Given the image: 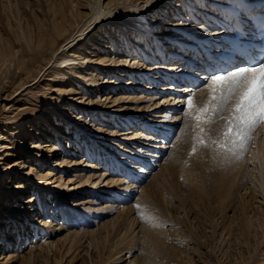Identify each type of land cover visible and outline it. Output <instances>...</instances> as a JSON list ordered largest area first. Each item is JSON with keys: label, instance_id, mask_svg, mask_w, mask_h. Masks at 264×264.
I'll return each mask as SVG.
<instances>
[{"label": "bare ground", "instance_id": "obj_1", "mask_svg": "<svg viewBox=\"0 0 264 264\" xmlns=\"http://www.w3.org/2000/svg\"><path fill=\"white\" fill-rule=\"evenodd\" d=\"M13 1H15V5ZM207 2H209V0ZM237 2L238 0H216L214 3H216L218 7H215L214 9L218 8L221 12L220 14H226L230 11V9L236 10L235 5H237ZM198 3H204V0H110L108 2H105V0H0V6L3 5L4 9L8 11V17H12L14 19V24L11 27L15 29L12 31V40H7V42L0 40V62L6 64V62H8L6 58L8 56H11V58L13 57L4 67V78L6 79L8 78V75L10 76L18 73H20L23 77V80L18 82L16 89L12 90V92L8 93L6 97L2 98L3 101L8 102L4 105L0 104V180L3 178L0 181V192L6 196V198L7 196H12L11 198L14 199L12 201L13 204L21 203L22 205V210L19 208L14 210L12 208L10 209L3 202H0V215L2 214L5 218H10L9 215L13 216L10 219L17 227L12 231V234L15 233L13 236L15 238V242L13 243L12 238H8L10 235L5 229L6 225L3 221L0 222V249L3 248L1 251H5L7 249L6 245L10 246L11 244L14 245L15 249L12 252H6L5 255H1L0 264H15L18 261H21V259H27L28 256L23 254L24 251L21 248L20 242L21 240L26 242L31 225L37 229L35 232L36 235H39V230H44L46 235L52 232V230L47 229L45 225L38 224V220L34 221L37 216V212L42 213L44 211V207L48 206V203L50 202L48 200H50L51 196H55V200L59 202L61 207L59 208L57 205L56 206L57 209L62 212L63 216H67L69 218L70 215L78 213L77 216L72 219L73 222L87 220L88 217H90L89 220H92L93 218L91 216L94 213V218L97 219L103 216H108L111 213L112 206L108 207V205H106V207L104 206L105 208H95L93 207L94 200L91 198L95 197L93 193L102 195L110 201L114 200V198H118L117 191L119 190L120 192H123L124 190V188L122 189L118 186L121 183L120 179L114 180L112 178L111 180L105 182L102 186L100 182L104 179V177L112 174L116 177H121L120 173L117 172V175L116 172L113 173L114 171H112V168H109L111 170V174L106 173L107 169H105V171L94 177L89 173H85V166H96L83 164L85 160L79 161V159L84 156H88V158L93 159L94 154H96V149L102 147L104 150L103 153L108 151V156L115 157L113 153H110L108 147L99 144H89L86 140L82 146L83 150L81 149L84 156L80 158L78 155L81 152L79 153L76 151L77 148L75 150L73 149L74 147L71 149L68 147L69 145L66 146L65 149L67 152L65 156L61 157V162H58L57 159L54 163L56 166L61 167L72 163L70 165V169H72L71 173H73V177L68 180L62 179L61 177L57 178L56 174L58 173V170L55 168H51L49 166L50 168L47 171L39 172L37 167L41 168L43 165L45 166L43 162L48 161V157L57 155L56 153L61 151L58 147H60L59 144L63 145L65 140L62 139L63 136H68L70 138V135L67 134V132H64L61 126H59L62 123L60 118L63 116V119H65V116L67 115L70 122L72 124H76L79 130L91 129L92 131H87L90 133L93 132V135L110 133L112 136H115V131H109L107 133L105 132L106 130L102 131L97 129L95 124L89 125L90 123L87 121L88 119L79 120L72 112H69V110L73 107L81 109V106L85 107V105H87L80 99L81 97H84V95H82L83 93L79 92V88H81L82 84L84 82H90V84L94 85L95 83L94 80L87 79L85 74L82 73V75H79V69L87 67L90 64H94V66L100 65L99 67H104L100 69L102 72H109L111 71V67L113 68L114 66H119L117 69H121L119 63L122 64L123 67L129 66L128 55V57L122 59L119 63L114 59L112 61L107 60L106 56H96L98 53L106 55V53L115 51V49L118 48V44L115 40L118 38L119 40H122L121 44L127 47L125 51L128 52L131 51V49L128 50V48H130V44L134 46L137 43L134 39L137 41L146 39V49L143 50L146 51V63H148V61L150 63H154V67L151 68L153 70L156 68L158 70L162 68L167 71V67H159L160 65H156V52H164L165 47L168 48L167 45L169 43H171L173 47L168 49H175V43H178L180 49L188 50L187 42L192 40L191 38H187L188 34L190 33L200 37L203 35L198 34V30H192L197 26H195V28L183 27L182 32L173 31L172 33L167 31L164 29V26L169 28L168 30H172L174 27V22L171 20L169 23L166 22L165 24H162V28L158 29V23L162 21L161 18L159 19L161 15L160 13L164 11L165 17L171 19V16L175 17L178 15L179 10L181 11L184 9L186 11V7L188 6L189 9L187 11L191 13L193 17H196L198 15L195 13L202 10L200 9L201 5H198ZM84 4L87 6L86 9L88 11L86 12L82 11ZM22 5L26 7H30V5L35 6L33 9L30 8L32 12L31 15H29L30 13L28 12L29 14L22 17ZM26 16H28V18ZM208 16H216V14L210 10L208 12ZM219 16L220 15L217 17ZM110 18L112 21L108 22L107 25L109 26H104L106 25L105 22ZM218 20L219 18H217V20L209 18L208 21H210L211 25H215ZM212 22L214 23L212 24ZM176 25L178 26L181 24ZM151 26L154 28L153 30H151ZM116 30L118 32H116ZM178 33H180V35H178ZM150 34H153L154 37L160 36L159 38H162L161 41L156 39L155 42L151 43L150 38L148 37ZM163 35L175 37V40L168 37V41H165L166 39ZM158 41H160V43H158ZM1 42L3 43L1 44ZM188 44L195 47L199 44L205 45L207 43L197 40ZM113 45H115V47H113ZM104 49L106 50L103 51ZM101 50L103 52H100ZM117 50L120 51L121 49ZM123 55L125 56V54ZM153 55L154 60H152ZM14 59H17V62L13 65L12 61ZM27 59L37 60L36 62L31 60V63H38L33 69L34 71L29 69V64L31 65V63H28ZM160 60L161 59L159 58V61ZM134 67H139V69L142 68L146 72H149L147 71L148 68H146L144 64L142 65L140 63H136L133 64L132 68ZM84 70H86V73H90L91 71L89 68H84ZM122 72H124V68L117 70L118 76L125 78L126 73L123 74ZM155 75L156 74H153L151 76L152 78L150 81L157 82L155 79L158 77L154 79ZM45 76H48V80L53 81V87H51V89L54 90V93H56V97H53L52 95L50 98L45 99L44 102L37 101V96L32 99L30 98L31 101L34 100L39 103L42 108H24L23 111L18 110L16 112L20 106H18L17 109H15V106L19 103V97L23 95L22 93H25L29 87L38 84L43 78H45ZM165 76H168L169 78L170 74L166 72ZM159 79L161 80V78ZM121 80L122 81L120 82H125V80ZM205 80L208 83L210 78L205 77ZM102 83H104V81H102ZM110 83L112 82H105L106 85ZM125 83L128 86L133 85L134 82L129 83L127 80ZM93 85H91V87H94ZM202 88L205 87L203 86ZM188 89L191 90L190 96L192 94L194 96L197 93L202 92L200 89H191L189 87L177 89V91L182 94V97H180L179 100H177V97H173V102L174 99H176L174 107H179L181 103L185 105L184 107L187 106L186 98L188 94L186 93V90ZM204 90L205 91H203L198 99L194 98V103L197 107H203L208 98L207 89ZM142 100L143 98H132V96L129 97L121 95L116 96L115 99L108 102H112L113 105L117 107L114 111H112L114 113L113 115H117L118 118L123 121L122 123H124V125L133 127L134 120L131 117H126V114L134 112L131 111L133 109L135 112H142L151 107H148L147 105L145 106L144 104L143 106L140 105V103H143ZM26 103L28 104V102ZM26 103H22V105H25ZM132 106H134V108ZM154 107L156 108L158 106ZM181 107L182 105L180 108ZM15 112L16 115L14 117H8V114ZM120 114H122V116H120ZM224 115L225 117H228L230 114L225 113ZM42 118L46 119V121L43 122ZM115 118L116 117H114V120ZM10 122H14V124L11 125L9 124ZM2 124H5L7 127H3ZM63 124H65V121ZM185 124H192V130L196 131L194 128V122L191 119L190 123L187 122ZM17 125L18 127L14 128ZM44 125H46V129L42 130ZM158 125H160L161 128L164 127L163 129H165V126H169L170 124L167 125V123H159ZM142 126H145L147 131H149L146 125ZM203 127L205 129L204 132L202 134H198L203 136L205 139H207L210 135L211 141L209 142L203 141V143L200 142L199 144L196 140V134L191 136L190 130H186L185 128L183 129V134L181 135L184 142L183 147L189 149L195 148L198 152L196 158L199 160H193V162H195L192 169L191 165L190 167H186V172L188 173L187 179L190 182L186 189L183 190L176 184H171L172 182L170 183L172 185H170L172 187V192L175 191L174 196L178 199V201L174 205L171 204L168 210V215L165 217L164 222L169 223L170 225L168 234L173 235L177 231L178 237L187 238L192 236L194 240H198L197 242H199L201 237H206L208 240L207 243L209 242V245H211L215 250H222V246H224V244L228 249L229 246H231V241L237 239L236 242H239L240 246H244V250L240 251L239 259L244 258L246 264H264V258H258L259 261L256 259L257 254H261V245L264 246V204H261V202L258 201V196L255 195L258 192V194L260 193V196L262 195V197H264V188L262 186V183L264 182V138H255V143L252 142L255 145L252 149L254 157H250L249 154L245 153L242 149L251 143L249 138L252 137L251 132L253 131L254 126L244 130L245 140L243 144H241V138L234 134L236 131L235 129H233L232 135H225L228 128L227 119L203 125ZM146 128L144 131H146ZM260 130L262 131V129ZM122 132L123 133H118V135H125V137L122 138L124 140L137 139L139 134L138 130H133L132 128H128ZM44 135L46 138L52 139L50 140L51 143H46L48 145L36 143L34 145L36 151L31 150L32 146H29V144L26 143V136L27 138L41 139ZM153 136L157 137L154 133ZM174 137L175 135H173V140ZM221 142H223L221 147H226L224 151L222 148L217 147V145ZM111 143L119 147V145L115 142H110V144ZM154 143L155 146L159 145L157 141ZM162 143L169 145L167 142L162 141ZM154 150V152H149L150 157L159 154L156 149ZM24 154H26V156H30V160L33 161L31 169L28 172L25 171V167L27 166L25 165V160L19 161V155ZM72 154H75V156L71 157ZM172 156L174 158L173 168L175 171L178 165L179 168H184L186 166L185 164L182 165L181 160H176V155ZM16 158V165L19 171L16 172V176H13L12 169H14V167H12L13 165L11 164V161ZM69 159H71V161H69ZM122 159H125V157H120V160ZM110 161L111 159H108V165ZM186 161L187 160H185V163ZM134 162L135 161L132 160V164ZM115 163L118 164V162ZM251 163L252 165L254 164L255 171L253 169V172L249 175L248 167ZM138 166L139 164L137 166L134 164L132 165L133 168ZM168 168L171 170L170 167ZM117 169L118 168H115L114 170ZM150 169L151 167L148 168V170ZM133 170V175L136 176L139 171L138 169ZM160 174L162 177L165 175L160 172L151 179L150 183L147 184L146 187L141 189L142 193L139 198L138 210L142 213L141 218L143 219V222L139 223L141 226L140 231H136V221H133V223L128 226H123L125 218L121 220V229L109 230L108 225L114 223L113 218L109 219L101 223L97 229L89 231L85 230L88 233H72L69 240L68 251L62 255L59 261L62 262L64 258H69L68 253L71 250L75 253L81 246H85L86 249H88L85 250L86 254L90 257L89 261L87 257L81 258L85 264H112L116 260L124 258L126 254H131L132 248L124 247L125 240L129 239L130 241L128 240V243L132 244L135 239L138 238L140 232L142 233V239L146 244L145 248H143L142 252H139L141 256L135 257L132 255L130 258H127V264H151L152 257H154L153 261L156 260V256H158L159 252L162 250V253L166 256L170 251V247L165 246V248L160 249L161 244H163V236L161 235L163 230L160 227H164V224L161 223V211L156 213L154 210L155 206L151 207V210L146 208L147 206L150 207L153 205V197L155 199L156 193L161 196H164L165 192L171 195L169 191L163 190V179L161 180ZM18 175L19 177H17ZM4 179H8L10 184L13 185L3 186L2 183ZM14 180L17 182L14 183ZM248 181H250L254 186L250 185L248 187L247 185L250 184ZM124 182H128V180L124 178ZM58 183L63 184V186H60ZM104 187L115 188L106 190L103 189ZM133 187L134 186H130L128 189H133ZM47 189L64 191L65 194L51 193L52 191ZM36 190L40 195L44 194L48 197V200L44 201L45 198H42L41 201L32 200L31 195L36 193ZM124 191L125 192H123V194L127 195L128 198L124 197L120 200V202L123 200L125 201V199H129L131 196L130 192L126 189ZM242 191H244V193H242ZM89 193L90 195L88 197H83ZM27 195H29V198H26ZM63 195L74 196L75 201L70 203L71 205L68 206L69 204L65 203L66 200L63 198ZM168 202L170 203L171 199ZM64 203L66 205H64ZM143 206H145V209L141 208ZM198 207L202 210L200 213H202L205 218V220H200L205 226L209 227L206 228L210 229V235H207L205 231H198V227H202L201 222L200 224H197L198 226L196 224L193 226V223H191L189 226L190 228H188V225H183V223L187 224V220L181 218L180 214L184 213V215L189 218V214L194 212V210H197ZM126 209L128 210L129 208L121 209V213H126ZM149 211V219L144 220L146 213ZM131 212V214H134L133 210ZM228 212H230V214H228ZM198 214L196 217H198ZM31 216H35V218L32 219ZM1 219L2 218L0 217V220ZM134 220H136V218ZM187 222L189 224V221ZM179 225L180 227L183 226V228L180 229V227H178ZM64 227L66 226L60 225L61 229ZM122 228H126V230L122 231ZM44 231L42 234H44ZM118 237L120 240L116 244L114 241ZM261 239L263 240L261 241ZM173 241L175 242V240ZM36 242L37 241L34 243L37 244ZM86 242L87 245H85ZM35 246L36 245H34V247ZM43 248L45 249L44 246H41L40 250ZM90 248L92 251L89 250ZM134 248L136 249V247ZM45 251L46 250L38 255H35V258L43 257L46 261H48V249L47 252ZM123 252L127 253L117 257ZM170 254L174 257L172 253ZM251 257L254 259L253 261H251ZM25 264L29 263L26 262Z\"/></svg>", "mask_w": 264, "mask_h": 264}, {"label": "rangeland", "instance_id": "obj_2", "mask_svg": "<svg viewBox=\"0 0 264 264\" xmlns=\"http://www.w3.org/2000/svg\"><path fill=\"white\" fill-rule=\"evenodd\" d=\"M108 1H110V0H105V2H108ZM207 1L208 0H204V3ZM214 2H216V0H212L210 2L211 6H213V8H211V9L218 7V5H216V3H214ZM13 3L15 5V1H13ZM198 5H200V3H198ZM34 7H35L34 5H30V7H26V6L22 5L21 6L22 17H24L26 14H29V13H30L29 15H31V13H32L31 9H33ZM86 7H87L86 4H84L82 7L83 8L82 11H84V12L88 11L86 9ZM216 9H218V8H216ZM178 12H179L178 15H176L175 17L171 16V19H169L168 17H165V13H164V11H162L160 13L161 15L159 17V19L161 18L162 23L159 22L158 26H160V25L163 26L162 24H165L166 22L169 23L172 21V22H174V27L173 28L171 27L172 30H168L169 28H166L164 26V29H166L167 31H170L172 33H173V31H178V30H175L176 28L182 29V30H183V27L190 28V27H192L191 24H194L199 19L198 16L202 13L201 11H197V13H195V14L198 16L193 18V22L188 23V21L186 22L188 15L186 14L185 10L182 9L181 11L179 10ZM213 13H215V12H213ZM28 16H26V17L28 18ZM183 20H185V21H183ZM109 21H112V19L110 18L109 20H107L105 22L106 25H104V26H106V27L109 26V25H107ZM213 23L214 22H212V24ZM13 24H14V19L12 17H10V18L8 17V11H6L4 9L3 5H1L0 6V40H4L5 42H7V40H12V37H13L12 31L15 30L13 27H11ZM176 24H181V25L177 26ZM195 24H197V23H195ZM161 26L158 27V29H161L162 28ZM106 27H103V28H106ZM150 28H151V30L154 29L152 26ZM192 30H194V29H192ZM116 32H118V31L116 30ZM197 32H199L198 34H201L200 33L201 31H197ZM116 34H118V33H116ZM119 34H121V33H119ZM140 37H142V36H140ZM148 37L150 38L151 43L155 42L156 39H158V40L162 39V38H159L160 36L154 37L153 34L148 35ZM163 37L166 39L165 41H168L167 40L168 37L170 39L175 40V37H170L168 35H163ZM134 40L137 43L134 46L129 43L130 48H128V50L131 49V51H129V52L125 51V49H127V47L123 46L121 44L122 40H119L118 38H116L115 42L118 44L117 49H121L120 51L115 49V51L106 53V55H104V54L102 55L101 53H98L96 55V56H99V55L100 56H106L107 60L112 61L114 59V60H117L118 63L122 59H125L126 57L129 56V60H128V64H130L129 66L123 67L122 64L119 63L121 69L124 68V72H122V73L123 74L126 73L125 78L118 76L117 70H121V69H117L119 66H114L113 68L111 67V71H109V72H102V70H100V69H102L104 67H99L100 65L94 66V64H90L87 67H84V68L91 69L90 73H86L85 72L86 70H84V68L79 69V71H78L79 75H82V73H83V74H85V76H87V79L94 80L95 83L93 85V84H90V82H84L82 84L81 88H79L80 89L79 92L83 93L82 95H84V97H81L80 99L84 103H86L87 105H85V107H82L80 105L81 109H79L78 107H73V108H71V110H69V112L70 113L72 112L76 116V118L79 120L88 119L87 121H89V123H90L89 125L95 124L97 129H100L102 131L106 130L105 132H107V133L109 131H115V133H114L115 136H112L110 133L93 135V132L92 133L88 132L89 130L92 131L91 129L79 130L77 128L76 124H72L70 122V119H68L67 115L65 116V119H63L64 118V116H63L60 118L62 123L60 122L61 124L59 126H61V128L63 129L64 132H67V134L70 135V138L68 136L66 137V136L61 135V136H63L62 139H65L63 142V145L59 144L60 147H58V148L61 151H58L56 153L57 155H52L51 157H48L49 156L48 155L47 156L48 161L43 162V164H45V166L43 165V167H41V168L36 166L37 169L39 170V172L47 171L50 167L55 168L58 170L57 171L58 173L56 174L57 178L61 177L62 179L68 180V179H71V177H73L72 176L73 173H71L72 169H70V165L72 163H69L67 166H63V167L56 166L54 163V161L57 159H58V162H61V157L65 156V154L67 152L65 149L66 146L69 145L68 147L71 149L74 147L73 149H75V150L77 148L76 151H78L79 153L81 152L82 146L86 140L88 141L89 144L90 143H92L93 145L99 144V145L108 147V150L110 151V153H113L115 155V157L114 156H108L109 155L108 151L103 153L104 150L102 149L103 148L102 147V148H99L100 150L98 148H97L98 150L96 149V154H94L95 157L93 156V159L88 158V156H84V153L81 152L78 155V157H80V158L83 156L84 157L79 159V161L85 160L83 164H85V165L91 164V165L96 166V167H88L87 165L85 166V173H89L91 176H94V177H96L99 173H102L103 171H105V169H107L106 173L110 174V171H108V168H111L110 165L115 164V166H116L115 168H119L118 173H120L121 177L120 176L116 177L112 174L110 176L104 177V179L101 180L100 184L102 186L105 184V182L111 180L112 178L114 180L120 179L121 183L118 186L120 188H122V189L124 188V190L126 189L128 192H130V194H131L130 198L125 199V201L123 200L124 202L123 201L120 202V200H122L124 197L128 198L127 195L123 194V192H125L124 190H123V192H120L118 190L120 192L119 193L117 191L118 198H116V199L114 198V200H111V201L106 199L102 195H97V194L93 193L95 196V197L92 196L93 198H91L92 200H94L93 201L94 202L93 207L105 208L106 205H108V207L112 206L111 213L108 216H103L99 219L94 218L95 217V213H94L91 216L93 218L92 220H89L90 217H88L87 220H83L80 222H73L72 219H74V217L77 216L78 213L72 214V215H70V213H69V215H70L69 218L67 216H63L62 212L57 209V206L59 208L61 206L59 205V202L57 200H55V196H51L50 200H48V197H46L44 194L40 195L36 190V193L31 195L32 200L41 201L42 198H45L44 201L48 200L50 202L48 203L47 207H44V211L42 213L37 212L36 218H35V216L34 217L31 216V218L32 219L35 218L34 221L38 220V222H37L38 224L45 225L46 228L51 229L52 232L48 233L46 235L44 230H43L44 234H42V232H43L42 230H39V235L38 234L36 235L35 232L37 231V229L31 225L30 230L28 231L26 242H23L22 240L20 242V240H19V242L21 243V248L24 251L23 254L28 256V257L25 260L21 259V261H18L15 264H25L26 262H28L29 264H60V263L66 264V262H67V264H85L81 258L87 257L88 261L90 259V257L86 254L85 250H88V249H86L85 246H81L77 250L78 253L77 252L73 253V251L71 250L68 253L69 258H64V260L62 262L59 261V259L62 257V255L68 251L69 240H70V237L72 236V233H74V232H80V233H84V234L88 233L86 231L97 229L101 225V223H103L109 219H112V218H113L114 223L108 225L109 230L121 229V225H122L121 220L123 218H125L123 226H128L131 223H133V221H136V223H137L135 226L136 231H140L141 226L139 223L143 222V219L141 218L142 213H140L138 210L139 209L138 205H139V200H140L139 198H140L141 193H142L141 189L146 187L147 184L150 183L151 179L155 175L159 174L160 172L165 174V175H163L164 178L160 174L161 180L163 179L162 180V186L164 187L163 190L169 191L171 193V195L167 194L166 192L164 193V196L158 195V193H156L155 199L153 197V205L152 206L149 205L150 207L147 206L146 208L151 210V207L155 206L154 210L156 211V213H159L161 211V223L164 224V227H160L163 230L161 233V235L163 236V238H162L163 244H161L160 249L165 248V246H169L170 251L165 256L164 253H162V251H163L162 250L161 252H159L158 256H156L157 261L156 260L153 261L154 257H152V263L153 264H242V263L246 264L244 258L239 259L240 251L244 250V248H243L244 246L243 245L240 246V243L236 242L237 239L231 241L232 242L231 246H229L228 249H227V246L224 244V246H222V250H220V249L215 250L212 248L211 245H209V242L207 243L208 240L206 239V237H201L199 242H197L198 240H194V238L192 236H189L187 238L178 237L177 231L174 233L176 236L174 234L173 235L168 234V229H169L170 225H169V223L164 222L165 217L168 215V210H169V207L171 206V204L174 205L178 201V199L174 196L175 191L172 192V187H171L172 185L171 184H176L177 186H179V188H182L183 190L186 189L188 184H190L189 180L187 179L188 173L186 172L187 171L186 167H190V165H191V169H192L193 164L195 162V161L193 162V160H199L198 158H196L198 155V152L195 148L189 149V148L183 147L184 142L181 138V135L183 134L184 128L186 130H190L191 136H193L194 134H196V136L199 135L197 130L196 131L192 130V128H191L192 124H188V125L185 124L187 122L190 123V117L184 115V112L187 111V106L181 109L182 111L178 116L175 114H172L171 112L169 113V111L167 109L166 110L167 113L164 115L163 120L161 122L159 121V123H167V124L172 125V126H165L166 128L162 129V132L165 133L166 135H170V134L176 135L175 139L173 141V144L171 146H169L166 143H162L159 139L157 140V137H155L153 135L148 139L151 141H154V142L157 141L159 145L155 146L154 142H151L149 140L145 141L144 135H142V132L138 129H136L139 132L138 137H137V139H134V140H124L122 138H124L125 135H118V133H123L122 131H125L128 128L133 129V127L124 125V123H122L123 121L120 120L117 115L116 116L113 115L114 113L112 111H114V109H116L117 107H115L112 102H108V101H111V100L115 99L116 96H121V95H126L129 97L132 96V98H134V97L143 98V100H142L143 103H140V105L143 106V104H144L145 106L147 105L148 107H150V106L151 107L147 108L145 111H142V112H135V110L133 109L131 111H134V112L127 113L126 117H131L134 120L133 124H135V126L138 124L139 125L140 124L146 125L149 130L153 129L152 132L153 131L156 132V130H154V128H151L155 125L153 123L154 122L153 118H156L157 115L163 111V110L161 111V108L166 109L169 107V103H164V101H162V99L160 100L158 96L163 95L166 98H171V97H169V95L166 92H162L163 94L150 93V95H148V94H146V92L144 90L142 91L140 89H137L138 87L140 88L141 86L144 87L145 90H147L149 88L154 89L153 87H150V86H152V83H154L153 86L156 83L150 81V79L152 78L150 76H152L153 73L157 74V72H153L155 70L151 69L154 67V63H150L149 61H148V63H146L147 62V60H145L146 59L145 58L146 57V51H143L146 49L145 48L146 43H147L146 39H141L140 41H137L136 39H134ZM158 42H160V41H158ZM2 43L3 42H1V44ZM113 47H115V45H113ZM105 50L106 49H104L103 51H105ZM103 51L101 50L100 52H103ZM123 54H125V56ZM12 58H11V56H8L6 58L8 60V62H6V64H3V62H0V104L1 105H4L5 103L8 102V101H3L2 98L6 97V95L8 93L12 92V90H15L18 82L20 80H23L22 79L23 77L20 73L12 74L10 76L8 75V78H6V79L4 78V75H5L4 67L7 65V63H9V61ZM96 58H98V57H96ZM27 60H28V63L29 62L31 63L32 61H35V62L37 61L35 59H31L32 61L29 59H27ZM12 62H13L12 64L14 65L17 62V59H14ZM34 63H31V65L29 64L30 70H33L38 64V63H35V64ZM136 63H140L142 65L144 64V66L149 69V70L147 69V71H149V72H146L142 68L139 69V67L132 68L133 64H136ZM12 69H13V67H12ZM136 70H138V71H136ZM130 71H131V73H130ZM133 75H134V77H133ZM167 77L168 76H165V78H167ZM155 78H156V76L154 77V79ZM159 78L160 77L156 78L155 80H158ZM108 79H110V80H108ZM121 79L125 80V82L128 80L129 83L130 82H132V83L134 82V83H133V85L127 86L125 82H120V81H122ZM147 80L149 82H151L150 83L151 85L147 84L148 86H144L141 83H139V81L140 82L144 81L145 83H147L148 82ZM102 81H104V83H102ZM106 81H110L112 83L106 85L105 84ZM114 81H116V82H114ZM166 81H167V79H166ZM52 84H53V81L48 80V76H45V78H43L38 84H35L34 86L29 87V89L27 91H25V93L23 92L22 93L23 95L19 97L20 101L17 104V106H15V109H17L18 106H20V107L16 110V112L18 110L23 111L24 108H27V109L28 108L29 109L30 108L31 109L32 108H38V107L42 108L39 103H37L34 100L31 101L30 98L32 99V98L37 96L36 97L37 101L44 102L45 99L50 98L52 95H53V97H56V93H54V90L51 89V87H53ZM91 85H93L94 87H91ZM204 89H207V88L205 87V88L200 89L202 92H199L196 95H194V98L198 99L201 96V94L203 93V91H205ZM162 91H164V90H162ZM186 91H187L186 93L188 94V96H190L191 90L188 89ZM192 93H194V92H192ZM71 95L74 96L73 94H71ZM191 96H193V94ZM172 100H173V98H172ZM172 100H171V104L174 106L175 105L174 102L176 101V99H174V102ZM177 100H179V99H177ZM26 102H28V104ZM22 103H26V104L22 105ZM181 105L185 106L182 103L180 104V106ZM107 106H109V107H107ZM154 106H158V107L155 108ZM132 107L134 108V106H132ZM16 112L12 113V114H8V117H10V116L14 117L16 115ZM120 116H122V114H120ZM114 117H116L115 120H114ZM35 118H37V117H35ZM140 118H143V119H140ZM12 120H10V121H12ZM63 120L65 121V124H63L64 123ZM142 120H143V122H142ZM42 121L45 122L46 119L42 118ZM9 124L13 125L14 122H10ZM38 124H40V123H38ZM2 125H3V127H7L5 124H2ZM174 125L175 126L179 125V127L177 128V132L175 130ZM86 126H88V125H86ZM16 127H18V125L15 126L14 128H16ZM43 127H42V130L46 129V125H44ZM38 129H39V126H38ZM260 129H262V131ZM252 135H253L254 140H251L250 139L251 137H250L249 141L251 143H249L245 148L242 149L245 153H248L250 157H252V156L254 157L252 149H253V146L255 147V145L252 142L255 143V138H257V139L260 137L264 138V122H262L261 125H259V128L258 127L256 128L255 132H253V131L251 132V136ZM228 136H230V135H228ZM153 137H154V139H153ZM50 140H52V139L46 138L45 135L41 139H39V138H33L32 139V138H27V136H26V143H28L29 146H32L31 150H33V151H36V148H34V145L36 143L37 144L39 143L42 145H48L46 143H51ZM200 141L209 142V141H211V136L209 135L207 137V139H205L203 136H200V140H197V142L200 144ZM72 142H74V143H72ZM110 142H115L117 145H119V147L112 144V143L110 144ZM223 142H225V141H223ZM223 142L219 143L217 145V147L222 148V150L224 151L226 147H221ZM52 143H54V142H52ZM263 143H264V141H263ZM57 146H58V144H57ZM89 146H91V145H89ZM154 149H156L159 152V154L153 155L152 157H150L149 152H154L155 151ZM167 149H168V151H167ZM165 151H167V153L163 156V158H160V162L158 163L157 158L161 157L160 154L162 152H165ZM126 152H127V154H126ZM172 155H176V160H178V161L181 160L182 165L185 164L186 166L184 168H182V167L179 168V165H178V167H176V171H175L173 168L174 158ZM178 155H179V157H178ZM72 156H75V154H72L71 157ZM194 156L196 159L194 158ZM19 157H20L19 161L25 160V165H27L25 167V171L28 172L31 169L33 161H31L30 156H26V154L19 155ZM23 157H25V158H23ZM120 157H125V159L120 160ZM108 159L109 160L111 159L109 165L107 163ZM118 159H119V161H118ZM184 159L187 160L186 163H185ZM16 160H17V158L13 159L11 161V164L13 165L12 167H14V169H12L13 170V176H16V172L19 171L17 169ZM132 160L135 161L133 163L135 166H137L138 164H139V166L133 168L132 167V165H133ZM69 161H71V159H69ZM115 162H118V164ZM120 163L122 164V168L120 166ZM150 167L151 168L153 167L155 170L154 171H152V169L148 170V168H150ZM168 167H170L171 170ZM115 168L112 167V170H114ZM133 169H138V171H139L136 174V176L133 175V171H134ZM253 169H254V164L252 165V163H251L250 166L248 167V174L249 175H251V173L253 172ZM254 171H255V169H254ZM169 172L172 175H170ZM175 172H177V173H175ZM123 174H124V176H123ZM146 176H148V178H146ZM17 177H19V175ZM124 178H126L128 180V182H124ZM134 178H135V180H134ZM2 179L3 178H1V180ZM145 179H146V182L144 184H142V182ZM185 180H186V182H185ZM16 182L17 181L14 180V183H16ZM248 182L250 183L249 185H247L248 187L250 185H253L250 181H248ZM2 184H3V186H10V185L12 186L13 185V184H10L8 179H6V180L4 179ZM59 185L63 186V184H61V183ZM130 186L131 187L134 186L135 188L133 187V189L132 188L128 189ZM262 186L264 188V182L262 183ZM114 188L115 187H112V188L111 187H104L103 189L110 190V189H114ZM47 190L52 191L51 193L65 194L64 191H60V190H58V191L57 190H51V189H47ZM242 193H244V191H242ZM257 194H258V192H257ZM257 194H255V195L258 196V199H259L258 201H260L261 204H264V197H262V195L260 196V193L258 195ZM89 195H90V193L83 196V197L86 198ZM11 197L12 196H7V198H6V196L1 194V192H0V202H3L10 209L12 208V209L16 210L19 208L20 210H22L21 203L13 204L12 201L14 199ZM26 198H29V195H27ZM63 198H65V200H66L65 203L69 204L68 206L71 205L70 203L75 201L74 196L63 195ZM170 199H171V202L169 203L168 201H170ZM172 199H173V201H172ZM65 203H64V205H66ZM90 204H91V202H90ZM263 207H264V205H263ZM123 208H129V209L128 210L126 209L127 210L126 213H121V209H123ZM141 208L145 209V206H143ZM143 209H141V210H143ZM132 210L134 211V214H131ZM200 211L202 212V210H200L199 207L197 208V210H194V212H192V210H191L192 213L189 214V218L187 216H185L184 213H181L180 217L183 218L184 220L189 221V224L186 221L187 224L183 223V225H186V226L188 225V228H190L189 226L191 223H193V226H194V224H196V225L200 224L201 220H205L204 215L202 213H200ZM149 213H150V211L146 213L144 220L149 219ZM197 214H198V217H196ZM228 214H230V212H228ZM0 217L3 219V220L1 219L0 222L3 221V223L6 225L5 229L7 230V232H9L10 236L8 238H12L13 243H14L15 238L13 236L15 235V233L12 234V231H13V229H15L17 227L14 225V223L10 219L13 216L9 215L10 218H8V217L5 218L1 214ZM155 217H156V215H155ZM31 218H30V220H31ZM135 218H136V220H134ZM204 223H205V221H204ZM60 225H64L66 227L61 229ZM201 225H202V227H198V231L199 232L205 231L207 233V235H210L209 234L210 229H207L209 227L205 226L202 222H201ZM178 227H180V225ZM182 228H183V226L180 227V229H182ZM125 230H126V228H122V231H125ZM165 231H166V233H165ZM119 240H120V238L118 237L114 242L117 244L119 242ZM128 240L129 239L125 240L124 247L132 248L131 254H126L124 258L118 259L115 262H113L112 264H127V260H128L127 258H130L132 255H134L135 257L141 256L139 254V252H142L143 248H145V245H146L142 239V233L141 232L139 233L138 238L135 239V241L132 244L128 243L130 241V240L129 241ZM173 240H175V242ZM262 240L263 239H261V241ZM33 241L34 242L37 241L36 242L37 244H35ZM235 243H237V244H235ZM33 244L36 246L34 247ZM238 244H239V246H238ZM85 245H87V242L85 243ZM219 245H221V244H219ZM219 245H218V247H219ZM6 246H7V249L5 251H1L3 248L0 249V256L5 255L6 252H12L15 250L13 244H11L10 246H8V245H6ZM41 246H44L45 249L43 248L42 250H40ZM134 247H136V249L138 251ZM37 249H39V250H37ZM47 249H48V255H49L48 261H46V259H44L43 257H39V258L36 257L35 258V255H38V254L44 252V250H46L45 252H47ZM89 250L92 251L91 248ZM31 252H33V253L31 255H29ZM125 253H127V252H123V253L119 254L117 257L124 255ZM170 253H172L174 257H172V255ZM75 255H77V256H75ZM263 255H264V246L261 245V254L260 255H259V253L257 254V256H256L257 261H259L258 258H260V257L264 258ZM245 256H247V255H245ZM253 260L254 259L252 258L251 261H253Z\"/></svg>", "mask_w": 264, "mask_h": 264}, {"label": "snow or ice", "instance_id": "obj_3", "mask_svg": "<svg viewBox=\"0 0 264 264\" xmlns=\"http://www.w3.org/2000/svg\"><path fill=\"white\" fill-rule=\"evenodd\" d=\"M204 87L208 98L203 107H197L194 96H188L184 112L194 122L198 133L204 132L203 125L227 119L225 135H232L235 129L234 134L243 144L244 130L264 122V62L230 73L213 74ZM225 113L230 115L225 117ZM196 139L200 140V135Z\"/></svg>", "mask_w": 264, "mask_h": 264}]
</instances>
